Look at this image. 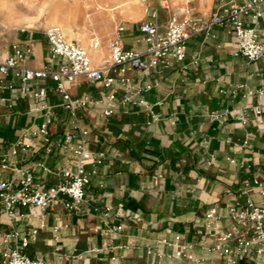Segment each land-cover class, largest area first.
Masks as SVG:
<instances>
[{"label": "crops", "instance_id": "crops-1", "mask_svg": "<svg viewBox=\"0 0 264 264\" xmlns=\"http://www.w3.org/2000/svg\"><path fill=\"white\" fill-rule=\"evenodd\" d=\"M225 1L194 0L186 13L202 25ZM152 10L158 12L159 22L167 20L168 12L162 6ZM144 16L146 13L140 18L125 17L119 26L124 27L122 32L118 27L100 49L87 47L94 57L93 64L102 66L109 61V46L117 37L123 39L126 49L145 54L147 45L141 40L139 23ZM150 19L151 16L145 20ZM8 27L12 28L0 20L1 57L12 53L13 43L30 41L31 65L55 68L60 63V59H51L45 33L18 27L17 39L8 41L4 37ZM260 28L264 31V17ZM73 31H68V37L80 43L76 38L79 34ZM237 49L238 42L231 28L216 26L209 33L201 32L191 38L183 63L150 69L132 67L128 75L135 82L153 85L144 98L154 106L160 117L158 121H153L151 115L133 103L119 105L108 119L102 116V105L79 111V123L90 131L89 148L95 152L106 151L108 155L100 165L87 164L89 170L97 172L91 177L86 201L80 210L69 212L59 204L48 215L47 228L40 231L25 252L54 264H178L173 258L149 254V248L159 246L164 253L171 254L170 246H160L157 241H173L177 235L188 242L206 241L205 212L214 205L227 206L233 202L243 190L245 180L264 178V125L256 122L252 111H248V123H242L247 105L264 104V96L249 94L264 86V57L249 61L236 55ZM198 53L201 59L194 65L193 59ZM144 60L148 62L147 57ZM42 85L48 89L51 104L62 102L54 81L39 84ZM110 91L86 80L70 86L74 96L91 94L99 98ZM9 95V90H0V98ZM118 96L122 97L121 90ZM32 105L27 98L16 99L12 107L0 103V163L17 162L19 167L28 168L34 174L41 187L48 188L59 178L41 164L57 171L72 166V152L58 147L69 130L71 118L64 108H57L51 151L44 141L37 140L31 149L13 156L11 145L19 130L42 123V118H36L31 112ZM215 113L221 116L214 119ZM0 178L20 179L11 170L2 168ZM252 197L261 202L257 192ZM18 211L35 214L39 210L20 207ZM10 223L9 217L0 210V230L10 229ZM31 223L37 221L29 217L18 227L24 229ZM107 225H122L123 230L112 240L103 234ZM56 226H60L58 232H55ZM131 242L136 245L123 247ZM104 244H110L111 248L71 258L74 253ZM196 253L204 258V264H220L215 253L200 246Z\"/></svg>", "mask_w": 264, "mask_h": 264}, {"label": "built area", "instance_id": "built-area-1", "mask_svg": "<svg viewBox=\"0 0 264 264\" xmlns=\"http://www.w3.org/2000/svg\"><path fill=\"white\" fill-rule=\"evenodd\" d=\"M162 7L168 12L166 21L159 22V14L155 11L150 20H143L140 24L141 40L147 45L145 54L126 49L123 39L117 37L110 43L109 61L105 65L95 66L86 47L70 41L60 26L52 25L44 33L50 44L51 59H60L55 68L30 64L33 56L30 41H17L12 44L9 56L3 58L0 55V90L10 91L9 96L0 98V103L12 107L16 99L27 98L33 104L31 112L36 114V118H42L39 126L32 124L19 130L10 154L16 156L20 151L31 149L37 140L44 141L51 151L53 127L57 123L59 107L70 114L71 122L68 121L69 130L58 147L73 154L71 167L57 171L41 164L59 178L56 184L48 188L41 187L34 174L28 168L19 167L17 162L0 163V168L9 169L20 177L19 180L0 178V210L11 221L10 229L0 230V264H54L42 257H31L25 250L37 240L40 231L47 228L48 215L59 204H63L69 212L80 210L86 201L91 177L97 172L96 169L89 170L87 164L100 165L108 155L106 151L95 152L89 148L90 131L79 123V111L87 110L92 105H102V116L108 119L119 105L133 103L151 115L153 121L160 119L154 106L144 98L153 85L135 82L128 75L132 67L150 69L183 63L191 38L201 32L209 33L216 26L231 28L238 42L236 55H242L249 61L264 57V31L260 28L264 17V0H227L202 25L195 22L186 10H172L168 0H162ZM123 30L124 27L119 28V32ZM2 39L3 34L0 35V42ZM94 47H98V43ZM145 57L148 62H145ZM200 59L201 54H196L193 64L198 65ZM48 80L55 82V90L62 97L58 105L49 102L47 87L39 86ZM81 80L111 91L99 98L91 94L72 95L70 86ZM120 90L122 97L118 96ZM254 93L264 96V86L256 92L249 91V94ZM248 111L254 113L258 124L264 125V104L247 105L244 108V125L249 121ZM220 116L218 113L212 114L214 119ZM253 192L261 197L260 203L252 197ZM20 207H33L39 211L35 214L21 213L18 211ZM29 217L37 223L20 229V222ZM59 229L60 226H56L55 232ZM122 230V225H107L103 234L113 240ZM203 233L206 241L188 242L182 235H177L173 241L158 240V245L170 246L172 253H164L159 246L149 248L148 253L158 258H173L178 264H204V258L196 253L197 246H200L215 253L220 264H264V178L256 176L252 180H245L243 190L233 202L227 206L214 205L209 208L204 214ZM134 245L131 242L123 247ZM110 248V244H104L86 252L74 253L71 258H82L85 254Z\"/></svg>", "mask_w": 264, "mask_h": 264}, {"label": "rangeland", "instance_id": "rangeland-1", "mask_svg": "<svg viewBox=\"0 0 264 264\" xmlns=\"http://www.w3.org/2000/svg\"><path fill=\"white\" fill-rule=\"evenodd\" d=\"M198 1L205 3L209 0ZM193 2L168 0L172 10L181 11ZM157 6H162V0H0V20L12 26L4 30L8 41L17 39L18 27H29L44 34L46 27L57 25L69 40L68 31L75 30L82 46L95 48L98 43L95 49H100L126 20L125 17L140 18L146 13L143 21Z\"/></svg>", "mask_w": 264, "mask_h": 264}, {"label": "bare ground", "instance_id": "bare-ground-1", "mask_svg": "<svg viewBox=\"0 0 264 264\" xmlns=\"http://www.w3.org/2000/svg\"><path fill=\"white\" fill-rule=\"evenodd\" d=\"M89 53H90V51H89ZM90 54H91V53H90ZM90 56H91V59L94 58V57L92 56V54H91Z\"/></svg>", "mask_w": 264, "mask_h": 264}]
</instances>
